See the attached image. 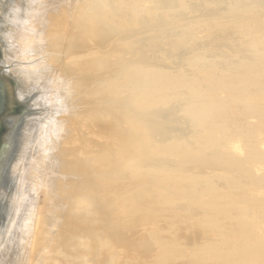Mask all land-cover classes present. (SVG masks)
Instances as JSON below:
<instances>
[{"label": "bare ground", "instance_id": "6f19581e", "mask_svg": "<svg viewBox=\"0 0 264 264\" xmlns=\"http://www.w3.org/2000/svg\"><path fill=\"white\" fill-rule=\"evenodd\" d=\"M127 1L128 0H126V3L123 2L121 4L123 6L122 7L119 4L121 2V0H117L116 2L119 4V5L117 4V6H120L121 10H119L120 7H116L117 9L119 8L118 9L119 11L116 12V11L110 10L112 7H110V4H108L106 0H84L83 2L80 0H51V1L50 0H0V45L2 46V48L0 47L1 48L0 54L4 56L3 57L0 55V58L2 60L1 65L4 67L2 70L0 69V73L2 75L4 82H7L10 84V81L12 80L11 76L16 77L18 79V82L20 81V86H22L23 89L19 88V90H18V87H17L16 92H17L18 97L16 96V98H19V99L23 98L22 100H25V99H28L29 97H31L35 93H36L35 95H37V96H35L36 97L35 100L33 99L34 100L33 104L30 105V107L33 109H32V111L29 110V112H32V113L29 114L26 119H23L22 122L18 123V122H15L14 120H11L12 118L9 117V114L12 115V113H7V122H1V126H0V130H3L4 126L11 127L10 128L11 131L9 133V138H8V142L10 144V150L7 152L5 159L2 162H0V175H1L0 176V264H64V262H66V261H63L64 260L63 257L61 258L60 257L61 255L59 256V253H58V255H56L58 248H59L58 251L64 252L63 250H60L61 246H59L58 245L59 243H57V234L58 233L53 232V233L49 234L46 231L49 228H52V226L54 227L53 229H55V226H56V224L53 222V219H51V220L48 219V217H49L48 214H50L51 212H52L51 214H53V211H54V210L50 211L48 209L49 206L56 204L57 206L59 205V206L66 209V207H64V205L66 204L67 206L69 205L68 209L66 211H69L72 213V211H73L72 209H73L74 205L72 206L71 203L72 204L74 203V201H73L74 196L73 195L75 194V192L70 189L71 187L72 188L78 187L79 189H82L84 195L81 192V190H80V193L82 194V196L87 197L90 192L93 193L92 189L98 190V186L101 187L102 186L101 184H104L103 182H105L106 180L107 181L110 180V178H109L110 176L107 177L110 169L113 172L112 174H115L116 176H119L123 173L122 169H120L121 166L118 165V163H119L118 160H117L118 161L117 164L116 163H112V165L109 164V166H112V167H109L108 164L104 163L102 160L100 162L98 155H97L98 158L96 157L97 159H95V161L99 160V162H97L98 165L96 164V162L94 164L93 163L94 161L90 158V157H94L92 155H93V153L97 152V150H96L97 148H99L98 149L99 155H101L102 157L108 155V158H109V154H108L109 152L107 151V149H110V147L107 148V144H103L100 146L95 144L98 146L95 149L96 150L95 152L93 150L95 147L92 146L93 144H91L90 139L89 140L87 139L84 141H82L80 139L82 141V142H79V143H81L80 148L77 147V145H79V143L77 145H75L74 142H75V137H76L75 134L76 133L74 134L75 137H73V131L76 132V130L79 128V126H78L79 122L81 124L85 125L87 130L90 129V131L92 130V132H93V131H95L93 129H96L97 130L96 133L102 139H104V140L106 139L107 141L113 140L114 143H112V142L111 143L113 145L114 144L116 145L118 155L121 158L127 157L128 158L127 160H129V158H130V162H129L130 167L133 165H136V167L134 169H137V168H140L143 163L152 164L151 168H153V167L157 168L158 166H160V169L163 170L162 173H163L165 180H167V179L172 180L173 181L172 183L173 184L175 183L174 184L175 187L176 188L178 187L180 189V186H181V188H182V186L184 187V183L186 181H184L183 179L186 178V176L183 178H180V177L178 178V176H173V178L177 177L176 179H173L170 176L171 175L170 173L171 172L174 173V171H175V175H176V173H181V175H182L183 172L188 171L189 167H190V169L194 167L192 165L191 166L189 165L190 162H188V160H187V162H186V160H183L187 157L186 155H188V153L191 155L192 153L195 154V152H196V154L198 156H201L200 154L204 153L205 151L207 154V151H209L211 148H213L212 145H214V144H215L214 146H218L221 144L223 145L222 142L226 139V137H225V139L223 138L224 140L221 137L222 140L220 143V141H219L220 139L217 140L218 139L217 135L220 133L221 135H219V137L222 136L223 134L225 136V133L228 130L227 125L229 124V123H226V121L232 123L229 120L230 118L228 119L227 115L225 116V114H226L225 111H228L227 105L230 104V101H228V100L232 101L231 102L232 104H230V106L233 105V103H236L237 101L240 100L239 99L240 97L234 98L236 95L239 96L240 95L239 93H241V92H239V93L237 92L238 91L237 87L241 88L240 83H242V85H244L243 90H242L243 94L242 93L241 94L247 95L245 97V99L248 97L249 93H251V94H249V96L253 95L254 93L257 94L258 97L264 96V40H261V38H260V37H262L264 39V36L260 35V34H262V35H264V34L262 32L260 33V31H259V33H257L258 35L255 34L256 32L254 30H257V29H254V27H252V26H251V28H249L248 26H250L249 25L250 23L248 21H243L242 19H240V20H242L241 21L242 23H241V22H239L240 21L239 17L234 18V17L230 16V18L232 17L231 20L230 19L225 20L226 22L224 20H222V21L225 22L226 25L228 23H230L232 25H236L237 20H238V23L241 24V28H243L245 30L243 32L244 33L243 35L245 36V38H247V40H249L248 43L252 46V51L254 52L253 55H251L252 57L247 58V61H246V59L241 58L243 60L242 61L243 63H241L240 65H242L243 71H245V73L242 72V74H244L245 76L242 75L241 73H239L238 76L242 75L244 77L241 78V76H240L241 79L238 78V80L236 78H234V80H233L231 78L229 79L226 77L223 79L222 75H225L231 69L233 71L234 67H231V65H230L231 69H229V67L227 66V68L229 70L227 69L228 71H226V72H225L226 68L223 69L224 71L221 70L224 72V74H222V73H220V66L217 67L218 65L216 66L213 64H211L210 66L205 65V64H207V62L210 61L209 59L211 57H215V56L217 57V55H215V56L213 55L215 53L210 54L212 56L208 59H207L208 55H207V57L205 56V58L202 55H200V56L196 55V57L193 56V59L191 58L192 59L191 62L196 63L197 65L196 64L190 65L191 63L188 65H189V67L190 66L197 67L196 68L197 71L195 70L194 72L189 73L191 71V69H193V68H189L187 70L188 66L187 67L185 66L186 67L185 69H186V71H188L187 73H189V74L186 73L187 74L186 75L183 72V73L177 74L175 76L173 75V78L169 72L170 69L167 70L168 66H167L166 70H164V73L162 72L163 70H159V71H161V72H159V71L154 70V68H151V69L147 68V65L146 66L144 65V67L141 66L142 64L139 61L143 57H141L139 55L141 57L139 59V61H137L138 59H136L137 62L136 61L134 62L132 59V61L134 62L135 65L132 64L133 66L132 65L129 66L132 69L129 70L128 75L126 74L128 76V79L126 78L125 82H120L121 78H118L116 80V81L119 80V82H116V83H118L117 86L115 83L116 88H114V89L117 91L118 95H114V96H115V98L116 97L121 98V97H123V95H126L127 93H129V96L131 94V96L133 97V98L132 97L129 98L130 99L129 101H132L131 103H133L134 105L137 104V105H139V107L141 106V104L145 105L146 107H148L149 110L147 112H144L143 110L141 111V109H143V108H138V107H136L135 110L131 109L132 111H130V112L128 111L131 114H130V116H128V119H126L127 120L126 121L125 118H127V117H124V114H122L123 116L119 118L120 115L118 112H120V113L123 112V109L125 108V107L122 108V105L121 106L119 105V104H121V102H119V104H117L120 107L118 109V112H117L118 115H117V114H114L113 111L111 110L112 106L108 105V104L113 103V102L108 101L109 99H107V101L109 103L106 106H109L108 109H110L112 111L111 114H110V112L108 114L110 115V117L115 115V117L113 119L112 118L110 119V117H108V115H106V112L104 113V111H107L106 109H104V107H105L104 104L102 107V104L100 105V103H99L100 98L97 99L98 97L96 96L97 100L96 99L95 100L98 101L97 105H100V107H102L104 109V111L102 113H103V115L105 114L104 117H106L108 119H105L103 116H102L103 118H101L100 116L102 115V113L101 112H100L101 114L99 113V109H97L98 110V112H97V111H95L96 109L93 108V104H96V102L94 101V103L92 102L93 103L92 104L91 101H93V99L95 97V96L93 97L92 94L93 93L96 94L95 93L96 91L94 88V86L96 85V82L99 80L98 82L101 85L106 83V82H105V79H103V78L101 79L99 76H98L99 79H97L98 77H96L93 74V71H95L97 68L106 70V68H107L106 63H108V62H106V60L102 58L103 56L102 57L100 56L98 60H94L93 55L95 54L94 52L97 51V50H94L95 44L97 45L96 47H98L97 48L99 50L98 52H100V49H103L104 46L107 45V42L110 41V40L108 41V38L112 37L110 35L111 32L109 30V28L111 26L109 24L110 20L108 21L109 18H112V16H110V15L114 16V14H115L116 17L118 16L117 18L115 17L116 19H119L120 21H124L123 19L126 18L125 17L126 16L125 11L123 10L124 7H128V10L130 11V15H128L127 13L126 14H127V17L132 15L131 19L133 18V16H138V18L142 19L143 15H141V17H139V15H140L139 13L144 14V13L148 12V14H149V12H152V10L154 9V6H157V11H159V8H158V4H159L158 1L159 0H156L157 1L156 5H154L155 0H129L128 3H127ZM186 1H188V0H186ZM228 1L232 2V0H228ZM228 1H227V3L225 1H223V4L225 7H228V6L230 7L231 3L228 5ZM237 1L233 0L232 3L237 2ZM258 1H260V3H261V0H258ZM258 1H255V2H258ZM163 2H165V1H163ZM215 2L217 4L218 0L217 1L215 0ZM224 2L228 6L225 5ZM239 2H240V5L245 6L244 3L242 4L241 0L238 1V3ZM253 2L251 3L252 6H253V4H255V2L254 3ZM262 2H264V0H262ZM176 3H177V1H176ZM195 3L197 4V2H195ZM207 3H208V0H207ZM220 3H221V1H220ZM238 3H236V5ZM248 3L246 5V7L248 5L250 6V4H248ZM162 4H164V3H162ZM168 4L171 5L170 3H168ZM223 4H221V5L223 6ZM177 5H178V3H177ZM203 5H205V4H203ZM236 5L231 6L232 10L234 9L236 11L237 8L239 9V7L235 8ZM240 5H238V6H240ZM259 5L263 7V3H262V5L258 4L256 6H259ZM159 6H160V4H159ZM219 6L220 5H218L216 8L213 7V10L215 8V10H218V11H216V13L218 12L220 14L219 10H222V9H219ZM252 6H250V7H252ZM162 7L160 6V8H162ZM164 7H166V6L164 5ZM178 7L180 8V6H178ZM231 7H230V10H231ZM250 7L247 9H250ZM253 7L257 8L255 6H253ZM168 8H169V6H168ZM179 8H177L178 11H180ZM186 8H185V11L190 9V8L189 9H186ZM197 8H198V6H197ZM209 9H211V8H209ZM238 9H237V11H238ZM241 9H239L238 13L243 12ZM243 9H245V8H243ZM125 10H127V9L125 8ZM171 10H173V12H174V8L172 9V7H171ZM225 10L227 11V9H225ZM228 10H229V8H228ZM234 10L230 11L233 16L235 13ZM111 11L113 12V14H111L112 13ZM161 11H159V14ZM181 11H183L181 14L188 13V12L184 13V9H182ZM190 11H194V10H190ZM206 11H207V9H206ZM223 11H224V9H223ZM226 11L224 13H228V11L227 12ZM246 11H248V10H246ZM201 12H202V10L200 11V13ZM208 12H209V10H208ZM230 12H229V15L231 14ZM192 13H194V12H192ZM195 13H196V11H195ZM216 13H215V16H216ZM222 13L223 12H221V14ZM166 14H168V13H166ZM162 15H163V12H162ZM170 15L173 16V14H170ZM209 15H210V13H209ZM209 15H207V13H206V16H209ZM172 16L170 18H172ZM186 16H184V17H186ZM199 16H200V14L198 15V17ZM213 16H214V14L212 15V17ZM143 17H145V16H143ZM156 17H158V16H156ZM180 17L181 16L179 14V17L177 19H179ZM190 17H193V16L191 15ZM225 17H227V16H225ZM225 17L222 16L221 18H225ZM135 18L133 19L134 21H135ZM175 18H176V15H175ZM148 19L149 18L147 17L146 22L143 20L144 23L147 24ZM152 19H153V17H152ZM152 19L150 21H153ZM161 19H162V17H161ZM206 19H208V18H206ZM213 19H214V17H213ZM235 19H237V20L235 21ZM159 20H160V18H159ZM159 20H157V21H159ZM170 20H169V22H170ZM180 20H182V19H180ZM185 20H187V19H185ZM214 20H216V18ZM218 20H220V18ZM190 21H193V20H190ZM222 21H218V23L217 22L216 23L219 24V23H222ZM117 22H119V21L117 20ZM117 22L115 23V26H116ZM177 22H178V20H177ZM107 23H108V25H107ZM141 23H142V21H141ZM179 23H181V22H179ZM202 23H204L203 20H202ZM118 24H120V22ZM118 24H117V26H118ZM123 24L125 25L126 23H123ZM167 24H168V22H167ZM183 25H185V24H183ZM212 25H213V23L211 24L212 28H213V26L216 27L215 25H213V26ZM137 26H139L138 23H137ZM142 26H143V24H142ZM144 26H145V24H144ZM176 26H177V23H176ZM188 26H190V25H188ZM202 26L203 25L201 24V27ZM204 26L202 28H205ZM124 27L125 26H123L121 28H124ZM155 27H158V26L155 25ZM172 27H171V29H172ZM178 27H179V25H178ZM185 27H187V26H185ZM207 27H209V26H207ZM239 27L237 25L238 29H239ZM115 28H117V27H113L111 29L113 30ZM145 28L148 29L147 27H145ZM198 28H200V27L198 26L196 29H198ZM126 29L128 30V28H126ZM207 29L210 30V28H207ZM115 30H117V29H115ZM191 30H193V29H191ZM201 30H203V29L200 28V31ZM121 31H123V30H121ZM205 31H204V33H205ZM114 32L115 31H113L112 33H114ZM124 32L126 33V30ZM162 32H161V34H162ZM173 32H175V34H176V33H178V30L176 29ZM118 33H119V29H118ZM199 33L200 32L198 31L197 34H199ZM167 34H171V32H168ZM175 34H173V35H175ZM201 34H203V33L201 32L200 35ZM108 35H109V37H108ZM112 35H114V34H112ZM116 35H114V36H116ZM152 36L154 37V35H152ZM175 36L173 38H175ZM177 36H179V35H177ZM188 36L192 37V35H188ZM194 36L196 37V35H194ZM206 37H208V36H206ZM95 38H97V39H95ZM155 38H157V37H155ZM166 38L167 37H165L164 40H166ZM171 38L172 37H169V39H171ZM178 38L183 39L181 36ZM185 38H187V36ZM212 38H213V36H212ZM162 39H163V37H162ZM169 39L166 40V41H168V43H169ZM187 39H185V41ZM189 39H188V42H190ZM214 39H216V38L214 37ZM94 40H97V41H95L96 43L93 42ZM111 40L113 42V40H115V39H111ZM140 40H141V38H140ZM140 40H139V42H141ZM192 40H194V39H192ZM207 40H209V39H206V41ZM116 41H117V38H116ZM130 41H131V38H130ZM258 41H260V42H258ZM174 42L175 41H173V42L171 41V44L174 45ZM93 43H94V45H93ZM165 44L166 43L164 42V45ZM178 44H180V43H178ZM201 44H203V43H201ZM157 45H158V43H157ZM256 45L258 46L257 47L258 49L255 48ZM107 46H109V45H107ZM137 46H135V47H137ZM182 46H184V45H182ZM215 46L216 45H214V47H212V48L216 49ZM113 47H114V45H113ZM180 47H181V45H180ZM220 47H221V45H220ZM253 47H254V49H253ZM115 48H114V51L116 52V54H119L118 50H120V49H115ZM146 48H147V46H146ZM195 48H196V46H195ZM176 49L178 50V47L175 48V50ZM255 49H257V50L255 51ZM34 50H37V51H34ZM145 50H147V49H145ZM177 50H176V52H177ZM193 50H194V48H193ZM109 51H108V53H109ZM121 52H124V51H121ZM131 52H129V53L131 54ZM133 52H135V51H133ZM183 52H185V51H183ZM143 53H141V54L143 55ZM163 53H165V52H163ZM174 53H175V51H174ZM191 53L195 54L191 51L188 54H191ZM96 54H95V56H96ZM99 54H101V53H99ZM168 54H170V52ZM185 54H187V53H185ZM175 55H177V58L180 59L179 56L181 54L179 55V53H177V54L175 53ZM189 56L190 55H188V58H189ZM113 57H115V56H113ZM156 57L158 58V56H156ZM171 57H172V55H171ZM159 58H161V57H159ZM183 58H185V57H183ZM116 59H117V57H116ZM126 59H127V57H126ZM3 60H4V62H3ZM120 60H122V59H120ZM177 60H175V61H177ZM45 61H47L46 64H45ZM127 61H128V59H127ZM132 61H131V63H132ZM181 61H182V59H180V62ZM114 62H115V60H114ZM128 62H130V61H128ZM7 64L9 66H10V64H13L12 65L13 67H10L9 69H7L6 68ZM126 64H127V62H126ZM162 64L165 66L164 62H162ZM120 65L122 66V63ZM150 65L152 66L151 63H150ZM175 65H176V63H175ZM183 65H187V64H183ZM126 66H128V65H126ZM120 67H119V70L117 72L118 75L120 73L119 71L122 69ZM180 67L181 66H179V69H178L179 72H180ZM116 68H114V69H116ZM207 68L210 69V71L212 70V73L215 70L214 72H216V74L214 73V75H213V74H211V72H210L211 75L204 74V72L206 73L205 69H207ZM111 69H112V67H111ZM123 69L125 70V67ZM159 69H161V68H159ZM163 69H164V67H163ZM181 69H182V67H181ZM185 69H183V70H185ZM97 71H99V70H97ZM108 71H109V73H111L110 70H107V72ZM115 71H117V70H115ZM170 71H172V70H170ZM47 73L51 74L50 78L40 79V77H44L45 74H47ZM176 73L177 72H175V74ZM201 73L203 75H199ZM207 73H208V70H207ZM99 74H101V73H99ZM117 74H116V77H117ZM231 74H233V72ZM124 75H125V73H124ZM227 75H225V76H227ZM109 76L110 75H108V77ZM232 76H234V75H232ZM232 76H230V74H229V77H232ZM105 78H107V77H105ZM111 78H112V76H111ZM122 79H123V77H122ZM109 80L111 81V79H109ZM101 81L102 82L104 81V82L101 83ZM21 83H22V85H21ZM108 83L109 82H107V85H108ZM112 86H114V85H112ZM100 88H102V86ZM254 88H256V89H254ZM183 89L184 90L186 89L187 91H189L188 92L189 96L186 97L187 101H188V102L186 101L188 103V105L186 107V111H187L186 114L189 116V118L192 117L191 120L194 121L193 124H195V125H193V127H195V130H196L194 134L196 135V133H198L197 130H199V131L204 132L202 134L203 136H201L200 139L196 140L195 138H197V136H198V135H196V137L193 140L189 139L190 141L188 140L187 142L186 141L182 142L181 139L180 140L178 139L181 142H178L177 144H172L171 146H170V143H172V142H170L169 146L166 145L167 147L165 146L166 148L164 147L162 149H159L160 147H158V146H157L158 149L153 148L154 144H152V143H153V140L155 139L156 136H159L160 140H161V138L164 139V137L169 136V135L167 136V131H165L167 128H165V130L162 128H158L160 126L159 125V123H160L159 117L160 116L158 113L161 110L157 111V109H156V111H155V107L158 108L157 105H159V104L160 105H164V104L167 105L166 103H168V101H170L169 98L173 97L174 96L173 94H175L176 92L185 94L186 92L182 91ZM252 89H253V91H252ZM11 90H12V85L10 84V100H11V106L14 108V102L17 103L18 101H16V99H14L13 91H11ZM116 91H115V94H116ZM126 91H127V93L123 94ZM224 91L227 93L228 96H230V98H228V100H226V98L223 99V97L218 96V95H220V92H224ZM97 92H98V90H97ZM121 93L123 95H121ZM179 93H177V94H179ZM228 93H231L232 96ZM171 94L173 96L170 97ZM102 95H103V93H102ZM175 96H176V94H175ZM175 96H174V98H178V96L177 97H175ZM91 98H92V100H89ZM101 98H102L101 103H103V100H106V96H102ZM119 98L116 99V103L118 101H121V99H119ZM221 98L223 99L222 101H221ZM40 99H41V102H40ZM237 99H239V100H237ZM123 100H126V99H123ZM107 101H104V102L107 103ZM177 101H179V99H177L176 102ZM242 101L244 102V98L242 99ZM245 101H248V100H245ZM249 102H250V99H249ZM122 103H123V101H122ZM127 103H129V102H127ZM127 103H126V106H128ZM131 103L129 105H131ZM238 103L239 102H237V104ZM36 105H38V106H36ZM113 105H114V103H113ZM175 105L177 106L179 104H175ZM235 105L233 107H235ZM246 105H247V103H246ZM258 105H260V104H258ZM262 105H264V104H262ZM47 106H49L48 109H46ZM255 106H256V103H255ZM37 107H39V108L42 107L41 109H38V113L35 112L36 111L35 109H37ZM44 107H46V108H44ZM132 107H134V106H132ZM258 107H260V106H257L256 111L252 108L254 111L251 110L252 112H250V113H253L255 116L260 115L261 111L258 110ZM105 108H107V107H105ZM178 108H180V107H178ZM115 109H117V108L115 107ZM229 110H231V112H233V108L231 109V107H230ZM94 111H95V113H94ZM124 111H126V110H124ZM168 112L169 111H167V113ZM175 112H174V114L177 115V113H175ZM177 112H179V111H177ZM263 113H264V111L262 110L261 114H263ZM93 114H97V115L100 114V115L97 116V115H93ZM227 114H228V112H227ZM238 115H240V114H238ZM93 116H95L94 117L95 119H97L96 116L99 117L101 120L103 119L102 120L103 123L94 124L95 119L93 118ZM167 117H169V116H167ZM251 117H254V116L252 115ZM160 118H163V115H161ZM164 119H165V117H164ZM172 119H174V118H172ZM179 119L180 118H178L177 121H179ZM225 119H228V120H225ZM98 120L99 119H97L96 121H98ZM184 120L186 121L185 118H184ZM187 120H189V119H187ZM243 120H246V119H243ZM161 121H162V119H161ZM174 121H176V120L174 119ZM125 122H126V124L128 123L129 125H132V130H127V131L125 130L124 127H126V126L123 127ZM163 122H166V120H164ZM233 122L235 123V121H233ZM86 123H88V124H86ZM190 123L192 124L191 121H190ZM164 124H162V125L165 126ZM182 124H183V122H182ZM92 126H93V129H91ZM95 126H96V128H94ZM175 126H178V125H175ZM81 127H83V126H81ZM230 127L232 129L233 125L231 126V124H230ZM86 128H85V130H86ZM133 128H135V129H133ZM188 128H190V127H187L185 130H187ZM141 129L145 130V131H143V133H142ZM178 129L179 128L177 127L176 131H178ZM231 129L229 128L230 132H231ZM233 129L234 130L236 129L235 132L234 133L231 132L229 134L227 133L228 134L227 137H230L232 134H235V133L238 135L240 134V133H237L238 128H233ZM81 130L83 131V128L79 129L80 134H81ZM229 130L227 132H229ZM90 131L88 130V132H90ZM170 131H172V130H170ZM190 131H192V130H190ZM92 132H90L88 134H92ZM172 132L175 133V130H173ZM53 133H55V135ZM84 133L85 132H83V135L82 134L81 135L85 137L86 135H84ZM141 133L142 134L146 133L145 136L143 135L144 140L142 138L143 136H141L142 135ZM181 133L183 134L184 132H179L178 134H180V135L177 134L176 137L178 136V138H180L182 136ZM189 133L190 132H188V134ZM238 135H236V136H238ZM174 136H173V139L176 138ZM186 136H187V134H186ZM233 136H231L230 138H227L224 141V142H227V145L225 144L226 146H224V147H225V149L229 150L230 154L233 157H235V155L243 156L242 153H244L245 147H246L245 146V140H243L244 141L243 142L241 139L242 137L240 138V136H238V137H236V136L233 137ZM170 137L165 138V140H169ZM194 141L195 142L197 141V143L194 144ZM131 142H132L131 146L133 148L128 146L129 143H131ZM163 142H166V141H163ZM163 142L161 141L160 143L163 144ZM112 144H111V146H113ZM147 145H149L148 148H150L151 153L153 151V153L155 152L157 154L149 153L148 148H146ZM129 148H131V149H129ZM145 148L147 150H145ZM214 149H215V147H214ZM225 149H223V150H225ZM109 151L111 153V150H109ZM114 151L116 152V150H114ZM220 151H222V149ZM112 152H113V150H112ZM115 152H114V154H117ZM193 154L191 156L189 155V157L191 158L193 156ZM154 155H163V157H164V155H166L165 158L166 157H172V158L175 157L178 159H180L182 157L181 158L182 160L180 161V166H178V164H177V166H178L177 169L174 168L175 166L173 167L175 169L174 170L172 168L171 163H169L168 158L162 159L159 157L162 160H160V159L156 160V159H153ZM197 155H196V158L194 157L195 155L193 156L196 160L192 158L193 160L198 161L200 163V165H198L194 161V163H196L195 167L197 169L201 170L203 168H207V169L211 168L210 165L212 163L210 164L209 158H211L212 155L208 156V159H205L207 157L203 158V156H201V159L203 158L205 161L198 159ZM213 158H216V156L213 155L211 158L212 159L211 161H215V164H216L217 159L215 160ZM238 158H240V157H238ZM89 160H92L93 162L90 163ZM124 160L123 161L120 160V161L124 162ZM252 160L253 159H250V161H248L247 163H249V165H250L252 163ZM109 161H110V159H109ZM171 161H172V159H171ZM201 161H203L204 164H201ZM115 162H116V160H115ZM154 163L155 164L159 163V165L158 166L153 165ZM95 166L102 169L101 170V169L97 168L98 172L101 171L103 173V175H101L103 177L100 178V180L98 178L94 179V177H93L92 173L95 170ZM107 166L109 168L106 169ZM147 166H148V164H147ZM217 166L220 168L219 170H221V169L223 170L224 176L227 175L226 178H228L229 175L230 176L234 175L235 177L238 176L240 178V181L243 183L242 180L244 179V177L241 176L238 173V170L236 171L234 169V167L232 169V168H229L227 166H224V165L217 163L216 167H213V168L218 169ZM196 168H194V169H196ZM263 169H264L263 165H259V164L258 165H256V164L250 165V168H248V170H250L251 173L252 172H253V174L254 173H256V174L261 173L262 175L264 173V172L262 173V171H264ZM200 170H198V172ZM157 171H158V168H157ZM204 171L205 170H203V172ZM209 171H212V170H209ZM200 172H202V171H200ZM219 173H220V171H219ZM214 174L212 172L211 177ZM197 175H194L192 177L191 176L188 177V178H190L189 181H188V178H186L188 181V182H186V184H188V183L191 184V186H188L189 189L191 188L190 193L195 195L193 198H195V200H198L202 195V197H203L202 207L204 209H211L209 207H213L220 212V214H221L220 218H211V220L213 222H221V219L225 218V220L226 219L229 220L228 222L233 221L235 223V224H233L234 226L232 225L234 227L233 228L234 230L232 229V232H230L228 235H226L228 232L225 230L227 228L224 226V224L222 226L220 224V228L218 227L219 229L215 228L218 231L219 230L225 231L223 233V235H225V236L220 238V243L217 244L218 250H215V247H214V250H213V248L212 249L208 248L207 249L208 251L207 250L201 251L204 253V254L201 253L202 256L204 255L203 258L204 257L208 258V260L210 258V261H212L216 264H264V208L259 207V206L264 207V202L257 204L253 201L248 200V198H251V196L254 195L255 193H256L255 194L256 196L257 195L260 197L262 196L261 191L264 189V186L262 187V183L259 182L256 185L254 183L253 186H251L249 184H246V185L242 184L241 185V191H242V189H246L247 192H245V193H247V195H248L247 196L246 194L241 193L242 196L246 195L245 196L246 199H245L242 197L240 198L239 195H241V194L237 195L236 192L233 191L234 188L240 187V186H238L239 184H237L235 182L236 179L233 181L234 176L232 178L229 176V178H231V180L226 179L227 180L226 186L223 185L224 187L222 186L220 188L219 187L220 184H217V188H216L215 185L217 182H215V181H214L215 183L213 182V179H212L213 177L211 179L215 185L210 183V180H208V178L203 180V178H201L202 174H201V176H199L200 175L199 174L198 176L201 178V180H202V182H201L200 178H198ZM215 175H217V174H215ZM187 176H188V174H187ZM121 177L122 176H120V178L119 177L118 178L121 179ZM209 178H210V175H209ZM214 178H218V177L214 176ZM224 178L225 177H223L222 178L223 180H221V181H226V180H224ZM98 180H99V182H98ZM170 180H169V182L171 183ZM238 180H237V182H238ZM216 181H217V179H216ZM170 183H169V185H170ZM65 184H66V186L67 185L70 186V188H69L70 190L69 189H68V191L62 190L65 187L64 186ZM173 184H172V186L174 187ZM235 184H237V185H235ZM100 187H99V189H100ZM66 188L67 187H65V189ZM188 188H184V189L186 190ZM222 190H224V191H222ZM70 191H72L73 195H71ZM180 191H181V189H180ZM251 191L253 192L252 195L250 194ZM41 192H43L44 194H47V197H48L46 199H44V197L41 198L44 200V202H42V203H44V205L39 203L40 202L39 198H40ZM63 192L65 193V195H64L65 197L62 196L64 194ZM67 192H69V193H67ZM182 192H183V189H182ZM187 192L188 191H186L185 194L189 195L188 194L189 192L188 193ZM248 192H250V193H248ZM96 193H98V192H96ZM200 193H201V195H200ZM76 194L78 195V193H76ZM76 194H75V196L77 197ZM187 195H186V197H187ZM255 195L253 196V198H255ZM263 196H264V194H263ZM60 197H62L61 198L62 200L60 199ZM76 197L74 200H76ZM58 198L61 201L57 203ZM80 198L81 197H79V199ZM82 201H84V200H82ZM112 202L113 201L111 200V203ZM113 203H115V202H113ZM40 205H41V207H40ZM71 206H72V209H71ZM75 206H77L76 201H75ZM139 206H140V203H139ZM107 207H108V205H107ZM100 208H101V210H102V208L103 209L105 208V210H106V207H100ZM113 208L111 207L112 210H114ZM69 209H71V211ZM74 209L76 210V208H74ZM108 209H109V207H108ZM108 209L106 210L107 212H108ZM116 209H117V207H116ZM116 209H115V211H116ZM39 210H41V212ZM48 210L50 211V213ZM112 210H110L111 211L110 215L113 214ZM110 211L108 213H110ZM117 211H119V210L117 209ZM54 212L56 213V210ZM60 213H62V215L64 214L63 211H60ZM116 213H114V214H116ZM72 214H74V213H72ZM96 214H97V216L99 215V213H95V215ZM105 214H106V212H105ZM114 214H113V216H110V219H113V217L115 216ZM84 215H88V214H84ZM136 215H138V214H136ZM208 215L209 214H207L206 218H208ZM65 216L68 217V213ZM73 216H74V218H76L75 217L76 214H74ZM73 216H72V218H73ZM37 217L38 218L41 217L40 218L41 220L39 223L37 221V220H39V219H37ZM67 217H65V219L68 220V222L71 224L69 225L67 222H65V223H67V226L69 225L68 229L71 231V233L69 232L71 237L69 236L68 233L66 235H68L70 237L69 239H70L71 243L75 242V237H78V234L80 235L79 231H81V233L84 231V230L82 231V229H80V227L83 228L82 226L86 225L85 222H87L86 229H89V232L86 231L87 236H88V234H92V231H95V230H92V228L89 226L91 221H87V217L85 218L82 216L83 221L86 219L84 222L81 219H79L83 222V223L81 222V224H83V225L80 227H77V225H76L77 222L74 225L73 221L75 219L73 220L72 218H69V217L67 218ZM100 217H103V216H100ZM104 217H105V215H104ZM139 217H140V215H139ZM221 217H223V218H221ZM59 218H60V216H59ZM108 218H109V215H108ZM114 218L117 219L116 216ZM99 219H101V218H99ZM204 219H205V217H204ZM88 220H90V218ZM91 220H92V218H91ZM106 220H107V215H106ZM34 222H36V225L39 224L40 228H41V226L44 227L42 232L39 230L38 233H35L36 232L35 229L38 226L35 225L36 227H34ZM103 222H105V221H103ZM110 222H112V221H108L109 224H110ZM57 223H58V221H57ZM78 223H80V222H78ZM105 223H103V226ZM113 223H114V221H113ZM115 223H116V221H115ZM117 223H118V221H117ZM54 224H55V226H54ZM118 224H119V226H121L120 223H118ZM59 225H61V224L59 223ZM63 225H64V223H63ZM113 225H115V224H113ZM92 226H93V224H92ZM33 227H34V229H33ZM59 227L61 228L62 225ZM109 227L110 226L108 225V228ZM221 228H222V230H221ZM100 229H103V227ZM60 230H62V229H60ZM65 230H66V227H65L64 231ZM90 230H92V231L90 232ZM100 231L101 230L97 231V233ZM106 231H108V230H105V228H104V230L101 232L103 234V233H106ZM77 232H78V234H77ZM109 232H111V231L109 230ZM95 233H93L94 235L93 234L92 235L95 236ZM118 233H117V235L121 234V233H119V234ZM75 235H77V236H75ZM50 238L52 240V242H51L52 245L48 249H49V251L52 249L51 253H50L52 255H50V256L48 255L49 256L48 257L46 255L47 252H45L47 249V243H45V242L47 239L50 240ZM66 239H67V241H66ZM66 239H63V242L65 244L70 245V243H67V242H69L68 238H66ZM120 239L121 238L119 237L118 240H120ZM60 240L61 239H59L58 242ZM122 240H124V239H122ZM65 244H62V248L65 247V246L63 247V245H65ZM69 245H67V246L70 247ZM86 247H87V245H86ZM66 249H68V248H66ZM70 250L67 252L70 253ZM72 250H73V248H72ZM212 250L217 251V254L213 255V256L211 255L209 257V255L207 253L209 251L212 252ZM60 254H62V253H60ZM202 256H201V258H202ZM57 257L58 258L60 257L61 260H60V258L58 259ZM66 257H68V256H66ZM67 259H69V258H67ZM69 264H71V263H69Z\"/></svg>", "mask_w": 264, "mask_h": 264}, {"label": "rangeland", "instance_id": "374dc122", "mask_svg": "<svg viewBox=\"0 0 264 264\" xmlns=\"http://www.w3.org/2000/svg\"><path fill=\"white\" fill-rule=\"evenodd\" d=\"M51 1V0H50ZM80 1H84V0H80ZM107 1V3L108 4H110V7H112L110 10H112V11H119V10H121V7L120 6H122L121 4L124 2V3H126V0H121V2L119 3L120 4V6H117V0H106ZM161 3H160V2ZM158 1V3L160 4V6L162 7H164V5L167 7H162V8H160V6H159V4H158V8H159V11H161L160 12V14H159V11H157V6H154V9L152 10V12H149V14H148V12L147 13H139L138 15H139V17H141V15H143V16H145V17H143L142 16V19L141 18H138V16H133V18L131 19V17H132V15L131 16H128L127 17V14L128 15H130V11L128 10V7H124L123 8V10L125 11V17L126 18H124L123 20L124 21H120L119 19H116L117 17L115 16V14H114V16L113 15H110V16H112V18H109L108 19V21L110 22H108L110 25V28H109V30H110V32H111V36L113 37H110V38H108V41L110 42H107V45H109V46H107V45H105L104 46V48L103 49H100V52H98L99 50L97 49L98 47H96L97 45L95 44L94 45V43H96L95 41H97V40H94L93 42V45L95 46L94 47V50H97L96 52H94L95 54H96V56H95V54L93 55V59L94 60H98L99 59V57L101 56H103L102 58L103 59H105L106 60V62H108V63H106L107 64V68H106V70L105 69H99V68H97L95 71H93V74L96 76V77H100L101 79L103 78V79H105V82L106 83H104V84H99V80L96 82V85L94 86V88H95V93L96 94H94L93 92V94H92V96L94 97V99H93V101H91V103L93 102L94 103V101L96 102V104H93V108H95L96 110L95 111H97L98 112V110L97 109H99V113L101 112H103L104 111V109H106L107 111H104V113L106 112V115H108V117H110V115L108 114L109 112H110V114H111V112L113 111V113L114 114H117V112H118V109L120 108L119 107V105L121 106L122 105V108H124L123 109V112H118L119 113V118L120 117H122L123 115L122 114H124V117H127V118H125V120L126 119H128V116H130V114L131 113H129L130 111H132L131 109H133V110H135L136 109V107H138V108H143V109H141V111L143 110L144 112H147L149 109H148V107H146L145 105H142L141 104V106L139 107V105H134L133 103H131L132 101H129L130 99L129 98H131L132 96H131V94H130V96H129V93H127V91L126 92H124L123 94H125V93H127L126 95H123L122 93H121V95H123V97H121V98H119V99H121V101H118L117 103H116V99H118L117 97L115 98V96L114 95H118L117 94V91L114 89V88H116V86H117V84L118 83H116V82H119V80L118 81H116L118 78H121L120 79V82H125V79L127 78L128 79V72H129V70H131L132 68H130L129 66H131L132 64L133 65H135L134 64V62L136 61V59H138L137 61H139V59L141 58V57H143V58H141L140 59V63L142 64L141 66H143L144 67V65L146 66L147 65V68H154V70H156V71H159V70H163L162 72L164 73V70H166V68H167V66H168V68H167V70H172V71H170L169 70V72H170V74H171V76H172V78H173V75L175 76V75H177V74H181V73H183L184 72V74H186L188 71H186V67L188 66V68H187V70L189 69V68H193V69H191V71L189 72V73H191V72H194L195 70H196V68L197 67H195V66H190L189 67V65L188 64H190V65H195L196 63H192L191 61H192V59H193V56H195L196 57V55H198V56H200V55H202V56H204V58H205V56L207 57V55H208V57H207V59L208 58H210L212 55H210V54H212V53H215V54H213L214 56L215 55H217V57L215 56V57H211L209 60V62H207V64H205V65H207V66H210L211 64H213V65H218L217 67H219L220 66V73H222V74H224V70L223 69H225L226 68V70H225V72L226 71H228L229 69H231V67H234L233 68V71H232V69L230 70V71H228V73L230 74V76H232V75H234V76H232V77H229V74L228 73H226L225 75H227V76H225V75H222L223 76V79L226 77V78H231V79H233L234 80V78H236L237 80H238V78L239 79H241L242 77H244L245 75L244 74H242V72H244L245 73V71H243V67H242V65H240L241 63H243L242 61V59L244 58V59H246V61H247V58H250V57H252L251 55H253V51H252V46L248 43V41L249 40H247V38H245V36L243 35L244 33V29L243 28H241V24L240 23H238V18L237 19H235V21L237 20V24L236 25H232V24H230V23H228L227 25H226V21L225 20H228V19H230L231 20V18L232 17H239V20L240 19H242L243 21H248L250 24V26H248L249 28H251V26L252 27H254V29H257V30H254L256 33L255 34H257V33H259V31H260V33L262 32L263 34H264V2H262V0H261V3H260V1H258V0H253L254 2L255 1H258V2H255V4H253V6H255V7H257V8H254L252 5H251V3L253 2L252 0L250 1H248V0H241L242 1V4L244 3L245 4V6L244 5H240V2L238 3V1H240V0H236L237 2H234V3H232L233 2V0H232V2L230 1H228V5L230 4V7L232 6V5H236V3H238L237 5H236V7L235 8H237V7H239V9H241L243 6V8H245L246 10H248V11H246L245 9H241L243 12H240V13H238V11H239V9H238V11H237V9H236V11L234 10V16L232 15V13L230 12V11H233L232 10V7H231V10H230V7L226 4L227 3V1L226 0H218V5H220L219 6V9H222V10H219V12H220V14L217 12L216 13V11H218V10H215V8L218 6L217 4H216V2H215V0H208V3H207V0H188V1H186V0H159ZM163 1H165V2H163ZM167 1V2H166ZM176 1H177V3H178V5H177V3H176ZM179 1V2H178ZM215 3H214V2ZM217 1V0H216ZM220 1H221V3H220ZM223 1H225L224 3H225V5H227L228 7H225L224 6V4H223ZM235 1V0H234ZM249 3H248V2ZM119 2V1H118ZM129 2V0L127 1V3ZM183 2V3H182ZM191 2V3H190ZM195 2H197V4L195 3ZM200 2V3H199ZM205 2V3H204ZM253 2V3H254ZM114 3V4H113ZM162 3H164V4H162ZM168 3H170L171 5H169ZM190 3V4H189ZM213 3V4H212ZM220 3V4H219ZM247 3L248 4H250V6H252V7H250L249 5L246 7V5H247ZM257 3V4H256ZM262 3H263V7L262 6H256V5H258V4H261L262 5ZM118 4V5H119ZM157 4V1L155 0V4L154 5H156ZM162 4V5H161ZM175 4V5H174ZM185 4V5H184ZM203 4H205V5H203ZM221 4H223V6L221 5ZM116 5V6H115ZM174 5V6H173ZM177 5V6H176ZM182 5V6H181ZM189 5V6H188ZM209 5V6H208ZM217 5V6H216ZM238 5H240V6H238ZM168 6H169V8H168ZM178 6H180V8L178 7ZM192 6V7H191ZM194 6V7H193ZM197 6H198V8H197ZM200 6V7H199ZM211 6V7H210ZM216 6V7H215ZM222 6V7H221ZM116 7H120V9L118 10ZM123 7V6H122ZM156 7V8H155ZM171 7H172V9L174 8V12H173V10H171ZM187 7V8H186ZM204 7V8H203ZM213 7H215L214 8V10H213ZM241 7V8H240ZM250 7V9H247V8H249ZM125 8L127 9V10H125ZM177 8H179V10L180 11H178V9ZM184 9V13H186V12H188V13H186V14H181L183 11H181L182 9ZM185 8L186 9H189V10H186L185 11ZM196 10H195V9ZM200 8V9H199ZM209 8H211V9H209ZM228 8H229V10H228ZM168 11H167V10ZM206 9H207V11H206ZM218 9V8H217ZM223 9H224V11H223ZM225 9H227V11H228V13H224L226 10ZM166 10V11H165ZM190 10H194V11H190ZM202 10V12L200 13V11ZM208 10H209V12H208ZM211 10V11H210ZM245 10V11H244ZM253 10V11H252ZM111 11V12H112ZM154 11V12H153ZM156 11V12H155ZM173 13H172V12ZM178 11V12H177ZM190 11V12H189ZM195 11H196V13H195ZM199 11V12H198ZM204 11V12H203ZM226 11V12H227ZM110 12V13H111ZM162 12H163V15H162ZM192 12H194V13H192ZM221 12H223L222 14H221ZM229 12L231 13L230 15H229ZM250 12V13H249ZM120 13V12H119ZM127 13V14H126ZM154 13V14H153ZM166 13H168V14H166ZM192 13V14H191ZM204 13V14H203ZM206 13H207V15H209V13H210V15L209 16H206ZM215 13H216V16H215ZM111 14H113V12L111 13ZM117 14V13H116ZM170 14H173V16L172 15H170ZM179 14H180V18L179 19H177L178 17H179ZM200 14V16L198 17V15ZM202 14V15H201ZM214 14V19L216 18V20H214L213 19V17H212V15ZM238 16H237V15ZM149 15V16H148ZM175 15H176V18H175ZM178 15V16H177ZM183 15V16H182ZM187 15V16H186ZM193 16V17H190V16ZM204 15V16H203ZM149 18L148 19V23L146 24V23H144V21L146 22L147 20H146V18L147 17ZM156 16H158L159 18H160V20L162 21L163 19V21L161 22L160 20H159V18L158 17H156ZM166 16V17H165ZM172 16V18H170ZM184 16H186V17H184ZM220 16V17H219ZM225 17V16H227V17H225V18H221V17ZM230 16H232L231 18H230ZM116 17V18H115ZM130 17V18H129ZM136 17V18H135ZM152 17H153V19H152ZM161 17H162V19H161ZM165 17V18H164ZM196 17V18H195ZM205 17V18H204ZM129 18V19H128ZM135 18V21L133 20ZM145 18V19H144ZM169 18V19H168ZM175 20H174V19ZM192 18V19H191ZM206 18H208V19H206ZM220 18V20H218ZM128 19V20H127ZM153 20V21H150V20ZM156 19V20H155ZM171 19V20H170ZM180 19H182V20H180ZM184 19V20H183ZM185 19H187V20H185ZM195 19V20H194ZM211 19V20H210ZM117 20L120 22V24H118L119 22H117ZM127 20V21H126ZM142 21V23H141V21ZM144 20V21H143ZM157 20H159V21H157ZM169 20H170V22H169ZM177 20H178V22H177ZM190 20H193V21H190ZM197 20V21H196ZM202 20H203V22L204 23H202ZM207 20V21H206ZM214 20V21H213ZM222 20H224L225 22H223ZM242 20H240L239 22H241ZM126 21V22H125ZM132 21V22H131ZM138 21V22H137ZM173 21V22H172ZM195 21V22H194ZM199 21V22H198ZM206 21V22H205ZM218 21H222V23H219V24H217L218 23ZM117 22V24H118V26L121 28V27H123V26H125L124 28H119L118 26H117V24H116V26H115V23ZM129 22V23H128ZM141 24H140V23ZM159 24H158V23ZM166 22V23H165ZM167 22H168V24H167ZM177 23V26H176V23ZM179 22H181V23H179ZM187 22V23H186ZM208 22V23H207ZM217 22V23H216ZM108 23H107V25H108ZM123 23H126L125 25L123 24ZM137 23H138V25L139 26H137ZM152 23V24H151ZM155 23V24H154ZM157 23V24H156ZM196 23V24H195ZM213 23V25H215L216 27H214L213 25V28L211 27V24ZM225 23V24H224ZM236 23V22H235ZM242 23V22H241ZM132 24V25H131ZM136 24V25H135ZM142 24H143V26H142ZM144 24H145V26H144ZM151 24V25H150ZM181 24V25H180ZM183 24H185V25H183ZM195 24V25H194ZM199 24V25H198ZM201 24L205 27V28H202L201 27ZM148 25V26H147ZM155 25L156 26H158V27H155ZM160 25V26H159ZM174 25V26H173ZM178 25H179V27H178ZM188 25H190V26H188ZM219 25V26H218ZM222 27H221V26ZM237 25H238V27H239V29L237 28ZM108 26V27H109ZM133 26V27H132ZM141 26V27H140ZM154 26V27H153ZM169 28H168V27ZM173 26V27H172ZM176 26V27H175ZM185 26H187V27H185ZM200 27L201 29H203V30H201L200 31V28H198V29H196L197 27ZM207 26H209V27H207ZM113 27H117V28H115V29H117V30H115V29H111V28H113ZM131 27V28H130ZM140 27V28H139ZM145 27H147L148 29H146ZM162 27V28H161ZM171 27H172V29H171ZM189 27V28H188ZM126 28H128V30L126 29ZM138 28V29H137ZM143 28V29H142ZM151 28V29H150ZM174 28V29H173ZM181 28V29H180ZM183 28V29H182ZM187 28V29H186ZM207 28H210V30H208ZM118 29H119V33H118ZM141 29V30H140ZM162 29V30H161ZM178 30V33H176L175 34V32H173V31H175V30ZM191 29H193V30H191ZM121 30H123V31H121ZM126 30V33L124 32ZM157 30V31H156ZM161 30V31H160ZM164 30V31H163ZM171 32V34L173 35V34H175V35H171V34H167L168 32ZM188 30V31H187ZM197 30V31H196ZM206 30V31H205ZM208 30V31H207ZM113 31H115L114 33H112ZM145 31V32H144ZM155 31V32H154ZM164 33H163V32ZM180 31V32H179ZM186 33H185V32ZM202 32L203 34H201L200 35V33L199 34H197V32ZM204 31H205V33H204ZM234 31V32H233ZM236 31V32H235ZM161 32H162V34H161ZM177 32V31H176ZM196 32V33H195ZM121 33V34H120ZM166 33V34H165ZM181 35H180V34ZM184 33V34H183ZM188 33V34H187ZM190 33V34H189ZM195 33V34H194ZM220 33V34H219ZM112 34H114V35H116V36H114V35H112ZM120 34V35H119ZM146 34V35H145ZM165 36H164V35ZM183 34V35H182ZM196 35V37L194 36V35ZM133 35V36H132ZM144 35V36H143ZM152 35H154V37L152 36ZM163 35V36H162ZM171 35V36H170ZM177 35H179V36H177ZM188 35H192V37L190 36H188ZM258 35V34H257ZM261 36H264V35H262V34H260ZM140 36V37H139ZM144 38H143V37ZM175 36V38H173ZM182 37L183 39H180V38H178V37ZM184 36V37H183ZM187 36V38L190 40V42H188V39L187 38H185ZM206 36H208V37H206ZM211 36V37H210ZM212 36H213V38H212ZM108 37H109V35H108ZM115 37V38H114ZM123 37V38H122ZM133 37V38H132ZM155 37H157V38H155ZM162 37H163V39H162ZM165 37H167L166 38V40H168L169 39V37H172L171 39H169V43H168V41H166V40H164L165 39ZM214 37L216 38V39H214ZM244 37V38H243ZM116 38H117V41H116ZM130 38H131V41H130ZM140 38H141V40H140ZM148 38V39H147ZM155 38V39H154ZM178 38V39H177ZM261 38V40H264L262 37H260ZM95 39H97V38H95ZM111 39H115V40H113V42H112V40ZM123 39V40H122ZM146 39V40H145ZM185 39H187L186 41H185ZM192 39H194V40H192ZM203 39V40H202ZM205 39V40H204ZM206 39H209V40H207L206 41ZM139 40L141 41V42H139ZM157 40V41H156ZM193 42H192V41ZM201 40V41H200ZM213 40V41H212ZM215 40V41H214ZM153 41V42H152ZM171 41L173 42V41H175L174 42V45L173 44H171ZM156 42V43H155ZM163 42V43H162ZM164 42L166 43L165 45H164ZM180 43V44H178V43ZM185 42V43H184ZM188 42V43H187ZM208 42V43H207ZM211 42V43H210ZM258 42H260V41H258ZM263 42V41H262ZM114 45V47H113V45ZM116 43V44H115ZM141 43V44H140ZM157 43H158V45H157ZM176 43V44H175ZM187 43V44H186ZM191 43V44H190ZM201 43H203V44H201ZM118 44V45H117ZM144 44V45H143ZM171 46H170V45ZM190 44V45H189ZM197 44V45H196ZM248 44V45H247ZM117 45V46H116ZM129 45V46H128ZM134 45V46H133ZM139 47H138V46ZM143 45V46H142ZM161 45V46H160ZM180 45H181V47H180ZM182 45H184V46H182ZM201 45V46H200ZM210 45V46H209ZM214 45H216L215 47H216V49H213L212 47H214ZM220 45H221V47H220ZM250 45V46H249ZM135 46H137V47H135ZM146 46H147V48H146ZM170 48H169V47ZM176 46V47H175ZM195 46H196V48H195ZM208 46V47H207ZM249 46V47H248ZM0 47L2 48V46L0 45ZM116 47V48H115ZM125 47V48H124ZM127 47V48H126ZM133 47V48H132ZM143 47V48H142ZM153 47V48H152ZM161 47V48H160ZM165 47V48H164ZM178 47V50H177V52H176V50H175V48H177ZM192 47V48H191ZM201 47V48H200ZM210 47V48H209ZM258 46L256 45L255 46V48H257ZM1 48H0V51H1ZM96 48V49H95ZM111 48V49H110ZM114 48L115 49H120V50H118V53L119 54H116V52L114 51ZM131 48V49H130ZM164 48V49H163ZM183 48V49H182ZM193 48H194V50H193ZM198 48V49H197ZM204 48V49H203ZM250 48V49H249ZM108 49V50H107ZM133 49V50H132ZM135 49V50H134ZM145 49H147V50H145ZM149 49V50H148ZM210 49V50H209ZM253 49H254V47H253ZM258 49V48H257ZM257 49H255V51L257 50ZM111 52H110V51ZM127 50V51H126ZM145 50V51H144ZM163 50V51H162ZM165 50V51H164ZM171 50V51H170ZM181 50V51H180ZM199 50V51H198ZM203 50V51H202ZM34 51H37V50H34ZM108 51H109V53H108ZM121 51H124V52H121ZM126 51V52H125ZM131 52V54L129 53V52ZM133 51H135V52H133ZM147 51V52H146ZM174 51H175V53L177 54V53H179V58L180 59H182V61L180 62V59H178L177 58V55H175V53H174ZM180 51V52H179ZM183 51H185V52H183ZM193 52V53H195V54H188L189 52ZM195 51V52H194ZM208 51V52H207ZM211 53H210V52ZM213 51V52H212ZM113 52V53H112ZM144 52V53H143ZM163 52H165V53H163ZM170 52V54H168ZM182 52V53H181ZM198 52V53H197ZM3 53V52H2ZM99 53H101V54H99ZM106 53V54H105ZM121 53V54H120ZM124 53V54H123ZM126 53V54H125ZM138 53V54H137ZM141 53H143V55L141 54ZM185 53H187L188 55H190L189 56V58H188V55L187 54H185ZM197 53V54H196ZM201 53V54H200ZM206 53V54H205ZM220 53V54H219ZM131 56H130V55ZM184 54V55H183ZM1 55V54H0ZM110 55V56H109ZM123 55V56H122ZM141 57H140V56ZM147 55V56H146ZM150 55V56H149ZM153 55V56H152ZM155 55V56H154ZM164 55V56H163ZM169 55V56H168ZM171 55H172V57H171ZM175 55V56H174ZM187 55V56H186ZM192 55V56H191ZM210 55V56H209ZM1 56H3V55H1ZM95 56V57H94ZM108 56V57H107ZM113 56H115V57H113ZM136 58H135V57ZM139 56V57H138ZM156 56H158V58L156 57ZM185 57V58H183V57ZM4 57V56H3ZM111 57V58H110ZM116 57H117V59H116ZM126 57H127V59H128V61H130V62H128L127 61V59H126ZM159 57H161V58H159ZM170 57V58H169ZM175 57V58H174ZM108 58V59H107ZM110 58V59H109ZM148 58V59H147ZM155 58V59H154ZM187 58V59H186ZM192 58V59H191ZM242 58V59H241ZM120 59H122V60H120ZM131 59V60H130ZM132 59H133V61H132ZM144 59V60H143ZM163 61H162V60ZM173 61H172V60ZM177 60V61H175V60ZM189 59V60H188ZM114 60H115V62H114ZM117 60V61H116ZM158 60V61H157ZM1 58H0V69L2 70L4 67L1 65ZM80 61V60H79ZM110 61V62H109ZM112 61V62H111ZM127 62V64H126V62ZM131 61H132V63H131ZM136 61V62H137ZM151 61V62H150ZM171 61V62H170ZM179 61V62H178ZM189 63H188V62ZM3 62H4V60H3ZM6 62V61H5ZM46 62L47 61H45V64H46ZM97 62V61H96ZM118 62V63H117ZM124 62V63H123ZM145 62V63H144ZM153 62V63H152ZM162 62H164V64H165V66L162 64ZM186 62V63H185ZM228 62V63H227ZM49 63V62H48ZM122 63V66L120 65ZM150 63L152 64V66L150 65ZM175 63H176V65H175ZM50 64V63H49ZM109 64V65H108ZM112 64V65H111ZM124 64V65H123ZM149 64V65H148ZM154 64V65H153ZM160 64V65H159ZM171 64V65H170ZM178 64V65H177ZM183 64H187V65H183ZM8 65V64H7ZM6 65V68L7 69H9L10 67H13L12 65L13 64H10V66L8 65L7 66ZM98 65V64H97ZM119 65V66H118ZM126 65H128V66H126ZM132 65V66H133ZM197 65V64H196ZM230 65H231V67H230ZM121 66V67H120ZM151 66V67H150ZM179 66H181L182 67V69H181V67H180V72H179ZM184 66V67H183ZM186 66V67H185ZM199 66V65H198ZM227 66L229 67V69L227 68ZM111 67H112V69H111ZM116 68V69H114V68ZM119 67L120 68H122L119 72V75L117 74V72H118V70H119ZM125 67V70L123 69ZM163 67H164V69H163ZM172 67V68H171ZM128 68V69H127ZM159 68H161V69H159ZM195 68V69H194ZM178 71H177V70ZM183 69H185V70H183ZM228 69V70H227ZM97 70H99V71H97ZM107 70H110V72L111 73H109V71L107 72ZM115 70H117V71H115ZM183 70V71H182ZM199 70V69H198ZM206 70V73L204 72ZM203 72H204V74H207V75H211V74H213L214 75V73L216 74V72H214L213 71V73H212V70L210 71V69H205ZM207 70H208V73H207ZM221 70H223V71H221ZM104 71V72H103ZM106 71V72H105ZM113 71V72H112ZM197 71V70H196ZM235 71V72H234ZM116 72V73H115ZM159 72H161V71H159ZM168 72V71H167ZM168 72V73H169ZM175 72H177L176 74H175ZM210 72H211V74H210ZM233 72V74H231ZM98 73V74H97ZM99 73H101V74H99ZM124 73H125V75H124ZM166 73V72H165ZM173 73V74H172ZM189 73H187V74H189ZM239 73H241L242 75H244V76H242V75H240L241 76V78H240V76H238V74ZM116 74H117V77H116ZM123 74V75H122ZM127 74V75H126ZM186 74V75H187ZM11 75V74H10ZM108 75H110L109 77H108ZM199 75H203L202 73L201 74H199ZM47 78H46V77ZM45 76L44 77H40V79H48V78H50V76H51V74L49 73H47V74H45ZM107 77V78H105V77ZM111 76H112V78H111ZM115 78H114V77ZM170 76V75H169ZM99 77L97 78V79H99ZM122 77H123V79H122ZM114 78V79H113ZM11 81H10V84L12 85V90L11 91H13V96H14V99H16V101H18L17 103H16V106H15V108H14V112L15 113H12V115L11 114H9V117H11L12 119L11 120H14L15 122H22V120L23 119H26L27 118V116L29 115V114H31L32 112H29V110L30 111H32V109L33 108H31L30 107V105L31 104H33V101L35 100V96H37V95H35V94H33L31 97H29L28 99H25V100H22V99H19V98H16V96H17V92H16V89H17V87H18V90H19V88H21V89H23L22 88V86H20V81L18 82V79L16 78V77H14V76H11ZM109 79H111V81L109 80ZM228 79V80H229ZM235 79V80H236ZM107 80V81H106ZM109 80V81H108ZM114 83H113V82ZM104 82V81H103ZM102 81H101V83H103ZM107 82H109L108 83V85H107ZM115 83H116V86H115ZM18 84V85H17ZM21 85H22V83H21ZM99 85V86H98ZM104 85V86H103ZM112 85H114V86H112ZM102 86V88H100ZM109 88H108V87ZM240 86H241V88H239V87H237V89H238V93L239 92H241L242 93V90H243V87H244V85H242V83H240ZM105 87V88H104ZM100 88V89H99ZM105 90H104V89ZM108 88V89H107ZM98 90V92H97V90ZM103 89V90H102ZM110 89V90H109ZM113 89V90H112ZM241 89V90H240ZM254 89H256V88H254ZM186 90V89H185ZM184 89L182 90V91H184V92H186L185 94L183 93H179V92H176L175 94H176V96H175V94H173L175 97H177L178 96V98H174V96L171 94L170 95V97L171 96H173V97H171V98H169L170 99V101H168V103H166L167 105H157V107L158 108H156L155 107V111H156V109H157V111H160L158 114H159V116L161 117V115H163V118H160L159 117V127L158 128H162V129H164L165 130V128H167L165 131H167V136L168 137H170L169 138V140H165V138H168V137H164V139L163 138H161V140H160V137L159 136H156L155 137V139L153 140V143L152 144H154V146H153V148H156V149H158V147H160L159 149H162V148H164L166 145H168L169 146V143L170 142H172V143H170V146L172 145V144H177L178 142H187L189 139L190 140H193L195 137H196V135H198L197 136V138H195L196 140L197 139H200L201 138V136H203L202 134L204 133V132H202V131H199V130H197V132L198 133H196V135L194 134L195 133V127H193V125H195V124H193L194 123V121H192L191 120V118L192 117H190L189 118V116L186 114V107H187V105H188V101H187V98L186 97H188L189 96V91H185ZM105 91V92H104ZM109 91V92H108ZM114 93H112V92ZM115 91H116V94H115ZM252 91H253V89H252ZM102 93H103V95H102ZM105 93V94H104ZM177 93H179V94H177ZM188 93V94H187ZM223 93V94H222ZM241 93H239L240 95L238 96V95H236L234 98H238V97H240L239 99L241 100H239V99H237V100H239V101H237V102H239L238 104H237V102L236 103H233V105H231L230 106V104H232L231 102V100H228V98H230V96H228L227 95V93L224 91V92H220V95H218L219 97H223V99H225L226 98V100H228V101H230V104L229 105H227V110L228 111H225L226 112V114H225V116L227 115V117H228V119L232 122V123H230V122H228V121H226V123H229L228 125H227V128H228V130H229V128L231 129V127H230V124H231V126L233 125V127H232V129H231V132L232 133H234L235 132V130L233 129V128H238V132L237 133H240L239 135L238 134H230L231 136H233V137H235L236 135H238V136H240V138L242 139V141L243 140H245V151H244V153H242V155L243 156H237V155H235V157H233L231 154H230V152H229V150L228 149H225V147L224 146H226L227 145V142H224L227 138H230V137H227L228 136V134L229 133H231L230 132V130H229V132H227L226 131V133H225V136H224V134L222 135V136H220L219 137V135H221L220 133L217 135L218 136V139L217 140H219L220 141V143H221V140L224 138L225 139V137H226V139L222 142L223 143V145L221 144V145H218V146H214V145H212L213 146V148H211L209 151H207V154H206V151L204 152V153H199L201 156H203V158L204 157H207V158H205V159H208V156H216V158H213V159H217L216 160V164L217 163H219V164H221V165H224V166H227V167H229V168H232L233 169V167H234V169L237 171L238 170V173L241 175V176H243L244 177V179L242 180L243 181V183L240 181V178L238 177H235L234 175V177L231 175H229L231 178L233 177L234 179H233V181L235 180V182L237 183V184H239L238 186H240V187H237V188H234L233 189V191H235L236 192V194L238 195V194H241V193H244V194H246L247 195V193H245V192H247L246 191V189H242V191H241V185L242 184H249V185H251V186H253L254 185V183H255V185L256 184H258L259 182L260 183H262V187L264 186V171H262V173H263V175L261 174V173H254L253 174V172L251 173L250 172V170H248V168H250V165H254V164H256V165H263V168H264V113L263 114H261L262 113V110L264 111V105H262V104H264V96H260V97H258V95L257 94H255L254 92V94L253 95H251V96H249V94H251V93H249L248 94V97L245 99V97L247 96V95H242ZM226 94V95H225ZM228 94H230L231 95V93H228ZM34 96V97H33ZM98 98H97V97ZM102 96H106V100H103V103H101V97ZM108 96V97H107ZM112 96V97H111ZM120 96V95H119ZM181 96V97H180ZM232 96V95H231ZM18 97V96H17ZM33 97V98H32ZM92 97V98H93ZM110 97V98H109ZM126 97V98H125ZM180 97V98H179ZM184 97V98H183ZM242 97V98H241ZM31 98V99H30ZM92 98L91 99H89V100H92ZM99 99L100 101H99V103H100V105L102 104V107H103V104H104V106L105 107H107V108H105L104 107V109L102 108V107H100V105H97L98 103V101H96L97 99ZM105 98V97H104ZM112 98V99H111ZM133 98V97H132ZM173 98V99H172ZM244 98V102L242 101V99ZM34 99V100H33ZM96 99V100H95ZM107 99H109L108 101H112L113 103H114V105H113V103H110V104H108L109 102L107 101ZM111 99V100H110ZM123 99H126V100H123ZM177 99H179V101H177L176 102V100ZM222 98H221V101L223 100ZM249 99H250V102H249ZM260 99V100H259ZM114 100V101H113ZM173 100V101H172ZM245 100H248V101H245ZM104 101H107V103H105ZM122 101H123V103H122ZM187 101V102H186ZM32 102V103H31ZM40 102H41V99H40ZM119 102H121V104H119ZM125 102V103H124ZM127 102H129V103H127ZM179 102V103H178ZM116 103V104H115ZM126 103H127V105L128 106H126ZM131 103V105H129ZM173 105H172V104ZM241 103V104H240ZM246 103H247V105H246ZM250 103V104H249ZM255 103H256V106H255ZM111 105L112 106V108L114 109H112L111 108V110L110 109H108V107L109 106H106V105ZM117 104H119V105H117ZM133 104V105H132ZM175 104H179V105H177L178 107H180V108H178ZM238 106H236V105ZM249 104V105H248ZM258 104H260V105H258ZM235 105V107H233ZM252 105V106H251ZM36 106H38V105H36ZM118 106V107H117ZM132 106H134V107H132ZM145 106V107H144ZM170 106V107H169ZM229 106V107H228ZM241 106V107H240ZM249 106V107H248ZM255 108H254V107ZM257 106H260V107H258V110H260L261 112H260V115H258V116H255L253 113H250V112H252V111H256L257 109ZM115 107L117 108V109H115ZM165 107V108H164ZM174 107V108H173ZM177 107V108H176ZM185 107V108H184ZM230 107H231V109L233 108V112H231V110H229L230 109ZM42 107H37V109H35L36 111L35 112H37L38 113V109H41ZM44 108H46V107H44ZM49 108V106H47V108L46 109H48ZM164 108V109H163ZM254 110H253V109ZM102 111H101V110ZM236 109V110H235ZM94 110V109H93ZM124 110H126V111H124ZM252 110V111H251ZM95 111H94V113H95ZM129 111V112H128ZM167 111H169L168 113H167ZM176 111V112H175ZM177 111H179V112H177ZM249 111V112H248ZM116 112V113H115ZM171 112V113H170ZM174 112L175 113H177V115L176 114H174ZM227 112H228V114H227ZM247 112V113H246ZM100 113V114H101ZM112 113V114H113ZM128 113V114H127ZM156 113V114H157ZM166 113V114H165ZM233 113V114H232ZM235 113V114H234ZM246 113V114H245ZM250 113V114H249ZM100 114H93V115H97V116H99ZM231 114V115H230ZM238 114H240V115H238ZM105 115V114H104ZM104 115H103V113H102V115L100 116L101 118H103L104 117ZM118 115V114H117ZM126 115V116H125ZM229 115V116H228ZM254 116V117H251V116ZM96 116V118L97 119H99L98 121H96L97 119H95L94 117L95 116H93V118L95 119V121H94V124H101V123H103V119L101 120L99 117H97ZM103 116V117H102ZM167 116H169V117H167ZM172 118H174L176 121H174V119H172ZM175 116V117H174ZM115 117V115L114 116H112V117H110V119L112 118H114ZM118 117V116H117ZM164 117H165V119H164ZM105 119H108V118H106V117H104ZM178 118H180L179 119V121H177L178 120ZM184 118L186 119V121L184 120ZM161 119H162V121H161ZM187 119H189V120H187ZM228 119H225V120H228ZM243 119H246V120H243ZM29 120V119H28ZM101 120V121H100ZM164 120H166V122H163ZM27 121V120H26ZM127 121V120H126ZM171 121V122H170ZM175 123H174V122ZM181 121V122H180ZM185 121V122H184ZM190 121L192 122V124L190 123ZM233 121H235V123L233 122ZM248 121V122H247ZM79 122V121H78ZM170 122V123H169ZM182 122H183V124H182ZM189 122V123H188ZM239 122V123H238ZM241 122V123H240ZM165 123V124H164ZM168 123V124H167ZM179 123V124H178ZM187 123V124H186ZM245 123V124H244ZM85 124V123H84ZM86 124H88V123H86ZM162 124H164L165 126H163ZM189 124V125H188ZM175 125H178V126H175ZM185 125V126H184ZM78 126H79V128L76 130V132L75 131H73V137H75V145H77L79 142H82V141H84V140H89L90 139V141H91V144H93L92 146L93 147H95L93 150H94V152L97 150V152H95V153H93V155L92 156H94V157H90L92 160H89V162L91 163V162H93L94 164H95V162H96V164L98 165V163L97 162H99V160H96L95 161V159H97L98 157H97V155L99 156V159H100V162H101V160L104 162V163H107L108 164V166H109V164L110 165H112V163H118V161H119V163H118V165H120L121 166V168L120 169H122V174L121 175H119V176H116L115 174H112L113 172H112V170L110 169L109 170V173H108V176L107 177H109L110 178V180H106L105 182H103L104 184H101L102 186L100 187V186H98V190L97 189H92L93 190V193L92 192H90L89 194H88V196L86 197V196H82V194L80 193V190H81V192L83 193V191H82V189H79L78 187H71L70 188V186H66V184L64 185L65 187H67L66 189H65V187L62 189V190H64V191H68V189L70 188L72 191H74L75 192V194L76 193H78V195H77V197L75 196V194L73 195L72 194V191H70V193H71V195H73L74 197V199H75V197H76V200H74L73 198V201H74V203L72 204L71 203V205L73 206V209H72V206H71V209L73 210L72 211V213H74V214H76V218H74V214H72L71 212H69V211H66L67 209H68V206L65 204L64 205V207H66V209L65 208H63V207H61V206H57L56 204H54V205H52V206H49V210L50 211H52V210H56V213L53 211V214H51L50 213V211H49V213L51 214H48V219H53V222L56 224V226H55V224H54V226H55V229L57 230H55V229H53L54 227L52 226V228H49L48 230H46L47 231V233H49V234H51V233H55V232H57L58 234H57V243H59L58 245L59 246H61L60 247V250H63L64 252H62V251H58L59 250V248L57 249V253H56V255H58V253H59V256L62 258L63 257V261H66V262H64V264L66 263V264H69V263H71V264H213L214 262H212V261H210V258H209V260H208V258H203V256H202V254H204L203 252H201V251H203V250H207L208 248L209 249H212L213 248V250H214V247H215V250H218V246H217V244L218 243H220V238L221 237H224L225 235H223V233L225 232V231H223L222 230V228H221V230L222 231H218L217 229H215V228H220V224H221V226L224 224V226L227 228V229H225L228 233L226 234V235H228L230 232H232V229L234 228L233 226V224H235L233 221L232 222H228L229 220H225V218H223V217H221V218H223V219H221V222H213L212 220H211V218H220V216H221V214H220V212L218 211V210H216L215 208H213V207H209V208H211V209H204L203 207H202V201H203V197H202V195H201V193H200V195H201V197L198 199V200H195V198H193L195 195H193V194H191L190 193V189L188 188V186H191V184H186V182H188L189 181V179L190 178H188V177H192V176H194V175H199V176H201V174H202V176H201V178H203V180H205V179H207L208 178V180H210V183H212L213 185H215L214 183L215 182H217L216 183V185H215V187L217 188V184H220L219 185V187L221 188L223 185L224 186H226V183H227V180L226 179H229V180H231V178H229V176H228V178H226L227 177V175H225L224 176V172H223V170L221 171V170H219L220 168L218 167V169H216V168H213V167H216V164H215V161H211L212 159V156H211V158H209V160H210V167L212 168H203V169H197L196 167H195V165H196V163L198 164V165H200V163L198 162V161H195L196 159V152H195V154H193V156L195 157H189V153H188V155H186L184 158L185 159H183V160H186V162H187V160H188V162H190V166L192 165V166H194L193 168H191L190 169V167L188 168V171H185V172H183L182 173V175H181V173H176V175H175V171H174V173L173 172H171L170 174V176L173 178V176H178V178L180 177V178H183V177H185L186 176V178H188V181H187V179L186 178H184L183 180L184 181H186L185 183H184V187L182 186V188H181V186H180V189H181V191H180V189L177 187H175V183L173 184L172 182V180H170V179H167V180H165V178H164V176H163V170L162 169H160V166H158L159 165V163H154L153 165H157L158 167V171H157V168H155V167H153V168H151V165L152 164H150V163H143L142 164V166L140 167V168H137V169H134L135 167H136V165H133V166H131L130 167V165H129V162H130V158H129V160H127L128 158L127 157H120L119 155H118V151H117V148H116V145L114 144H112V143H114L113 142V140H104V139H102L96 132H97V130L96 129H93V126L91 127V129H93V130H95V131H93L92 132V130L90 131V129H88L90 132H92V134H88V133H90V132H88V130H87V128L85 127V125H83V124H81L80 122L78 123ZM81 126H83V127H81ZM91 126V125H90ZM124 126H126V127H124ZM130 126V127H129ZM169 126V127H168ZM184 126V127H183ZM123 127L125 128V130L127 131V130H132V125H129L128 123L126 124V122H125V124L123 125ZM172 127V128H171ZM177 127L180 129L181 127V131L178 129V131L179 132H184L183 134L181 133V137L180 138H178V136L176 137V135L179 133L178 131H176V129H177ZM187 127H190V128H188L187 130H185ZM192 127V128H191ZM11 127H6V126H4V128H3V130H0V162H2L4 159H5V156L7 155V152L10 150V144H9V142H8V138H9V133H10V131H11V129H10ZM80 128H83V131L81 130V134L83 135V132H85L84 133V135H86L85 137L84 136H82L81 134H80V132H79V129ZM85 128H86V130H85ZM94 128H96V126L94 127ZM174 128V129H173ZM176 128V129H175ZM226 128V129H227ZM5 129V130H4ZM133 129H135V128H133ZM143 129V128H142ZM141 129V130H142ZM192 130V131H190V130ZM198 129V128H197ZM170 130H175V133L174 132H172V131H170ZM233 130V131H232ZM143 131H145V130H142V133H143ZM241 131V132H240ZM87 132V133H86ZM187 132V133H186ZM188 132H190L189 134H188ZM225 132V131H224ZM77 135H76V134ZM96 133V134H95ZM141 133V134H142ZM192 133V134H191ZM228 133V134H227ZM242 133V134H241ZM74 134H75V136H74ZM186 134H187V136H186ZM145 136L146 135V133H144V134H142L141 136ZM175 135V136H174ZM178 135H180V134H178ZM184 135V136H183ZM193 135V136H192ZM82 136V137H81ZM88 136V137H87ZM144 136L142 137L143 138V140H144ZM173 136L174 137H176V138H174L173 139ZM189 136V137H188ZM224 136V137H223ZM238 136H236V137H238ZM81 137V138H80ZM187 137V138H186ZM221 137H222V139H221ZM78 138V139H77ZM83 138V139H82ZM85 138V139H84ZM93 138V139H92ZM141 138V139H142ZM82 141H81V140ZM157 139V140H156ZM163 139V140H162ZM181 139V141H179V140ZM183 139V140H182ZM189 140V141H190ZM216 140V139H215ZM77 141V142H76ZM104 141V142H103ZM157 141V142H156ZM163 142V141H166V142H163V144H161L160 142ZM169 141V142H168ZM177 141V142H176ZM112 142V143H111ZM155 142V143H154ZM168 142V143H167ZM175 142V143H174ZM217 142V141H216ZM244 142V141H243ZM110 143V144H109ZM160 143V144H159ZM167 143V144H166ZM197 143V141L195 142L194 141V144H196ZM80 144L81 143H79V145H77V147L78 148H80ZM95 144H97L98 146H100V145H103V144H107V148L108 147H110V149H107V151L109 152L108 154H109V158H108V155L107 156H101V155H99L98 153V149L99 148H97L98 146L97 145H95ZM111 144L113 145V146H111ZM131 144H132V142L131 143H129V147H131V148H133L132 146H131ZM158 144V145H157ZM226 144V145H225ZM95 145V146H94ZM110 145V146H109ZM148 146L149 145H147V147L146 148H148ZM158 146V147H157ZM114 147V148H113ZM167 147V146H166ZM165 147V148H166ZM214 147H215V149H214ZM218 147V148H217ZM97 148V149H96ZM113 148V149H112ZM131 148H129V149H131ZM145 148V150H147ZM96 149V150H95ZM217 149V150H216ZM222 149V151H220ZM223 149H225V150H223ZM109 150H111V153H110V151ZM112 150H113V152H112ZM114 150H116V152L114 151ZM148 151H149V153H151V150H150V148H148ZM114 152L115 153H117V154H114ZM152 153H153V151H152ZM151 153V154H152ZM112 154V155H111ZM153 154H157V153H153ZM191 154V155H192ZM204 154V155H203ZM190 155V156H191ZM206 155V156H205ZM162 156V157H161ZM165 156L166 155H164V157H163V155H154L153 156V159H156V160H159L160 158H162V159H167L168 158V160H169V163H171V165H172V168L174 167L175 169H177L178 168V166H180V161L182 160L181 158L180 159H178V158H175V157H166L165 158ZM201 156H198L197 155V158L198 159H200V160H203V161H205L203 158L201 159ZM97 157V158H96ZM120 157V158H119ZM160 157V158H159ZM200 157V158H199ZM238 157H240V158H238ZM102 158V159H101ZM190 158V159H189ZM195 159V160H193V159ZM109 159H110V161H109ZM125 159V160H124ZM162 159H160V160H162ZM171 159H172V161H171ZM177 159V160H176ZM250 159H253L252 160V163L249 165V163H247L248 161H250ZM115 160H116V162H115ZM118 160V161H117ZM123 161L124 160V162H121V161ZM199 160V161H200ZM114 161V162H113ZM178 161V162H177ZM193 161V162H192ZM194 161L196 162V163H194ZM203 161H201V164H204L203 163ZM109 162V163H108ZM126 162V163H125ZM192 162V163H191ZM208 162V161H207ZM89 163V164H90ZM147 164H148V166H147ZM177 164H178V166H177ZM215 164V165H214ZM117 165V166H118ZM213 165V166H212ZM106 167V169L107 168H109V167H112V166H109V167ZM145 166V167H144ZM125 167V168H124ZM147 167V168H146ZM97 168L98 169H101V168H99V167H96L95 166V170L93 171V177H94V179H96V178H98L99 180H100V178H102L103 176H101V175H103V173L101 172V171H99L98 172V170H97ZM133 170H132V169ZM155 168V169H154ZM173 168V169H174ZM194 168H196V169H194ZM174 169V170H175ZM214 169V170H213ZM97 170V171H96ZM102 170V169H101ZM192 170V171H191ZM198 170H200V171H202L203 172V170H205L203 173L202 172H198ZM209 170H212V171H209ZM264 170V169H263ZM219 171H220V173H219ZM212 172H213V174L215 173V174H217V175H213L212 177H211V174H212ZM110 174V175H109ZM169 174V173H168ZM180 174V175H179ZM187 174H188V176H187ZM204 174V175H203ZM256 174V175H255ZM112 175V176H111ZM115 175V176H114ZM197 175V176H198ZM209 175H210V178H209ZM222 175V176H221ZM1 176V175H0ZM120 176H122L121 177V179H119L120 178ZM198 176V178H200ZM214 176H216V177H218V178H214ZM220 176V177H219ZM117 177V178H116ZM119 177V178H118ZM205 177V178H204ZM223 177H225L224 178V180H226V181H221V180H223L222 178ZM177 177H174L173 179H176ZM201 178H200V180H201ZM213 179V182H212V179ZM221 178V179H220ZM186 179V180H185ZM216 179H217V181H216ZM219 179V180H218ZM239 179V180H238ZM99 180H98V182H99ZM119 180V181H118ZM169 180L171 181V183L169 182ZM237 180H238V182H237ZM201 182H202V180H201ZM219 182V183H218ZM234 182V183H235ZM241 182V183H240ZM106 183V184H105ZM169 183H170V185H169ZM223 183V184H222ZM172 184L174 185V187L172 186ZM186 184V185H185ZM237 184H235V185H237ZM183 185V184H182ZM234 185V186H235ZM223 186V187H224ZM99 187H100V189H99ZM184 188H188V189H184ZM69 189V190H70ZM182 189H183V192H182ZM91 190V191H92ZM244 190V191H243ZM77 191V192H76ZM79 191V192H78ZM105 191V192H104ZM186 191H188L187 193L190 195H187V194H185L186 193ZM222 191H224V190H222ZM73 192V193H74ZM96 192H98V193H96ZM100 192V193H99ZM262 192V196L260 197V196H256L255 194V198H253V196L254 195H252V191H251V193L250 192H248V193H250L251 195V198H248V200H250V201H253V202H255V203H257V204H259V203H262V202H264V196H263V194H264V189L261 191ZM64 193V192H63ZM67 193H69V192H67ZM80 193V194H79ZM106 193V194H105ZM243 194V195H244ZM65 195V193L62 195V196H64ZM83 195H84V193H83ZM92 195V196H91ZM186 195H187V197H186ZM245 195V196H246ZM103 196V197H102ZM134 196V197H133ZM138 196V197H137ZM240 196V198L242 197V198H245L246 199V197L245 196H242V194L241 195H239ZM248 196V195H247ZM44 197V199H46V198H48L47 197V194H44L43 192H41L40 193V204H42V205H44V203H42V202H44V200L43 199H41V198H43ZM65 197V196H64ZM72 197V196H71ZM79 197H81L80 199H79ZM136 197V198H135ZM62 197H60V199H61ZM88 198V199H87ZM59 198H58V200H57V203L58 202H60L61 200H60ZM104 199V200H103ZM82 200H84V201H82ZM111 200L113 201V202H115V203H111ZM75 201H76V204H77V206H75ZM81 201V202H80ZM103 201V202H102ZM142 201V202H141ZM86 202V203H85ZM91 202V203H90ZM106 202V203H105ZM110 202V203H109ZM119 204H118V203ZM90 203V204H89ZM118 205H117V204ZM139 203H140V206H139ZM142 203V204H141ZM88 204V205H87ZM98 204V205H97ZM112 204V205H111ZM56 205V206H55ZM87 205V206H86ZM107 205H108V207H109V209H108V207H107ZM84 206V207H83ZM106 207V210L108 209V212L110 211V210H112L111 209V207L114 209V210H112L113 211V214L114 213H116V214H114L115 216H116V218L117 219H115L114 217H113V219H110V216H113V214L112 215H110L111 214V211H110V213H108L106 210H105V208L103 209L102 208V210H101V208L100 207ZM137 206V207H136ZM40 207H41V205H40ZM55 207V208H54ZM88 209H87V208ZM92 207V208H91ZM116 207H117V209L119 210V211H117V209H116ZM259 207H261V208H264V207H262V206H259ZM74 208H76V210L74 209ZM133 208V209H132ZM260 208V209H261ZM71 209H69L70 211H71ZM115 209H116V211H115ZM215 209V210H214ZM85 210V211H84ZM103 212H101V211ZM104 210V211H103ZM220 210V209H219ZM40 212H41V210H39ZM60 211H63V215H62V213H60ZM115 211V212H114ZM135 211V212H134ZM87 212V213H86ZM92 212V213H91ZM105 212H106V214H105ZM68 213V217L69 218H72V216H73V223H74V225H75V223H76V225H77V227H80V226H82L83 224H81V222L83 221V217H87V221H91V223L93 224V226H92V224L90 223V227L92 228V230H95V231H92V230H90V232L92 231V234L93 233H95V236H93L92 234H88V236H87V232L86 231H88L89 232V229H86V225H87V222H85L86 223V225H83L82 227L83 228H81L80 227V229H82V233H81V231H79L80 232V235L78 234V232H77V234H78V237H75V236H77V235H75L74 237H75V242H72L71 243V241H70V233H71V231L68 229L69 228V225L71 224V223H69L68 222V220H66L65 219V217H67V216H65L66 214ZM95 213H99V215L97 216V214L95 215ZM102 213V214H101ZM108 213V214H107ZM60 214V215H59ZM84 214H88V215H84ZM136 214H138V215H136ZM207 214H209L208 215V218H206V216H207ZM56 215V216H55ZM78 215V216H77ZM104 215H105V217H104ZM106 215H107V220H106ZM108 215H109V218H108ZM129 215V216H128ZM139 215H140V217H139ZM53 216V217H52ZM59 216H60V218H59ZM83 216V217H82ZM92 216V217H91ZM100 216H103V217H100ZM57 217V218H56ZM67 217V218H68ZM204 217H205V219H204ZM41 217H37V219H39V220H37L38 221V223L40 222V219ZM47 218V217H46ZM59 218V219H58ZM64 218V219H63ZM84 218V219H85ZM90 218V220H88ZM91 218H92V220H91ZM99 218H101V219H99ZM104 218V219H103ZM112 218V217H111ZM138 218V219H137ZM56 219V220H55ZM79 219H81V220H79ZM103 219V220H102ZM128 219V220H127ZM204 219V220H203ZM64 220V221H63ZM78 220V221H77ZM86 220V219H85ZM84 220V221H85ZM36 221V222H37ZM57 221H58V223H57ZM64 223V225H63V223ZM83 221V222H84ZM100 221V222H99ZM103 221H105V222H103ZM108 221H112V222H110V224L108 223ZM113 221H114V223H113ZM115 221H116V223H115ZM117 221H118V223H120V225L121 226H119V224L117 223ZM36 222H34V227H36V226H38V227H36V229H35V233H38L39 232V230L42 232V230H43V228L44 227H42L41 226V228L39 227L40 225L38 224V225H36ZM65 222H67L69 225L67 226V223H65ZM78 222H80V223H78ZM82 222V223H83ZM226 222V223H225ZM42 223V222H41ZM59 223L62 225V227L60 228L59 226H61V225H59ZM84 223V224H85ZM103 223H105L104 224V226H103ZM112 223V224H111ZM79 224V225H78ZM81 224V225H80ZM89 224V223H88ZM110 226L109 228H108V225ZM113 224H115V225H113ZM118 224V225H117ZM212 224V225H211ZM36 225V226H35ZM233 225V226H232ZM73 226V225H72ZM112 226V227H111ZM34 227H33V229H34ZM65 227H66V230L64 231V229H65ZM89 227V228H90ZM96 227V228H95ZM103 227V229H100V228H102ZM85 228V229H84ZM90 228V229H91ZM104 228H105V230H108V231H106V233H103L102 234V232L101 231H103L104 230ZM111 228V229H110ZM218 228V229H219ZM60 229H62V230H60ZM98 229V230H97ZM52 230V231H51ZM68 230V231H67ZM99 231V230H101L100 232H98L97 233V231ZM109 230L111 231V232H109ZM122 230V231H121ZM234 230V229H233ZM121 231V232H120ZM152 231V232H151ZM70 232V233H69ZM108 232V233H107ZM119 232V233H121L120 235L122 236H120V235H117V233ZM128 232V233H127ZM61 233V234H60ZM69 234V236L68 235H66V234ZM116 233V234H115ZM118 233V234H119ZM86 234V235H85ZM111 234V235H110ZM61 235V236H60ZM92 237H91V236ZM107 235V236H106ZM67 236V237H66ZM109 236V237H108ZM116 236V237H115ZM118 236V237H117ZM133 236V237H132ZM61 237V238H60ZM119 237L121 238L120 240H118L119 239ZM66 238H68V240H69V242H67V243H70V245L69 244H65L64 242H63V239H66ZM118 238V239H117ZM59 239H61L59 242H58V240ZM122 239H124V240H122ZM50 240H51V238H50ZM49 239H47L46 240V242L45 243H47V249H46V251L45 252H47L46 253V255L48 256H50V255H52V254H50L51 253V250L49 251V247H51V245H52V240L50 241ZM95 240V241H94ZM50 241V242H49ZM62 241V242H61ZM66 241H67V239H66ZM76 243V244H75ZM80 243V244H79ZM50 244V245H49ZM62 244H65V245H63V247L64 248H62ZM67 245H69L70 247H68ZM76 245V246H75ZM86 245H87V247H86ZM67 246V247H66ZM62 248V249H61ZM66 248H68L69 250H70V253L69 252H67V251H69L68 249H66ZM72 248H73V250H72ZM78 248V249H77ZM77 250V251H76ZM212 250V252L211 251H209L207 254L209 255V257L212 255H216L217 254V251H213ZM208 251V250H207ZM200 252V253H199ZM49 253V254H48ZM60 253H62V254H60ZM202 253V254H201ZM66 254V255H65ZM69 254V255H68ZM78 254V255H77ZM63 255V256H62ZM48 256V257H49ZM66 256H68V257H66ZM70 256V257H69ZM195 256V257H194ZM201 256H202V258H201ZM59 257V258H60ZM73 257V258H72ZM76 257V258H75ZM58 258V257H57ZM58 258V259H59ZM61 258H60V260H61ZM67 258H69V259H67ZM99 259V260H98ZM68 260V261H67ZM70 260V261H69ZM72 260V261H71ZM91 260V261H90ZM62 261V262H63ZM74 262V263H73ZM76 262V263H75ZM214 264H216V263H214Z\"/></svg>", "mask_w": 264, "mask_h": 264}, {"label": "water", "instance_id": "95a60500", "mask_svg": "<svg viewBox=\"0 0 264 264\" xmlns=\"http://www.w3.org/2000/svg\"><path fill=\"white\" fill-rule=\"evenodd\" d=\"M16 103L14 102V108ZM11 106L10 84L4 82L0 73V126L1 122H7V113H15Z\"/></svg>", "mask_w": 264, "mask_h": 264}, {"label": "clouds", "instance_id": "9594fccd", "mask_svg": "<svg viewBox=\"0 0 264 264\" xmlns=\"http://www.w3.org/2000/svg\"><path fill=\"white\" fill-rule=\"evenodd\" d=\"M23 99V98H22ZM55 135V133H53Z\"/></svg>", "mask_w": 264, "mask_h": 264}]
</instances>
